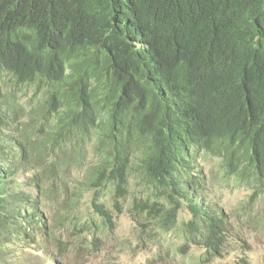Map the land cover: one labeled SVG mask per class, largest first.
<instances>
[{"label":"trees","instance_id":"1","mask_svg":"<svg viewBox=\"0 0 264 264\" xmlns=\"http://www.w3.org/2000/svg\"><path fill=\"white\" fill-rule=\"evenodd\" d=\"M9 75L48 87L37 130L0 99V248L10 255L18 226L46 248L59 227L94 246L103 229L113 239L127 195L143 227L142 216L169 227L186 206L174 234L204 260L222 252L228 217L202 202L203 152L264 192V0H0V96Z\"/></svg>","mask_w":264,"mask_h":264},{"label":"rangeland","instance_id":"2","mask_svg":"<svg viewBox=\"0 0 264 264\" xmlns=\"http://www.w3.org/2000/svg\"><path fill=\"white\" fill-rule=\"evenodd\" d=\"M45 89H48L45 84H39V87L35 84L16 86L15 80L10 75L6 76V83L3 86L6 101L4 105L7 106L10 118L12 116L13 119L20 120L23 128L37 130L33 123L34 118L42 111L39 103ZM13 102L15 106L11 107L7 104ZM7 132L15 133V126L7 127ZM219 161V158L203 152L197 162L206 177L203 204L210 203L228 217L226 231L230 244L222 252L207 260L202 259V248L193 244L185 247L183 237L174 234L191 218L186 206L180 208L177 223L169 227L164 228L160 223L153 224L156 220L142 216L141 222L149 223L148 226L143 227L139 220L133 217L130 209L132 197L127 195L122 211L120 213L113 211L116 222L113 239H109L111 231L103 229L102 233L98 232L100 233L98 245L94 246L89 243H94L93 236L85 232L84 235L78 234L68 226L65 229L59 227L52 245L45 248L43 240L35 238L37 242L33 243L30 230L29 238L23 239L21 246L12 255L7 248L5 250L0 248L2 255L0 259H3L1 262L2 264H234L238 257L245 256L250 264H264V192H253L245 183H238L233 177L225 176L221 172ZM88 169L87 164L70 178L76 180ZM31 173V170L27 173L21 172L19 180L24 183ZM134 185L138 184L135 182ZM110 196L111 194L106 197L108 207H110ZM80 199V204L87 206L90 193H82ZM246 203H249L248 209L252 214L245 210ZM255 214L259 216L255 217Z\"/></svg>","mask_w":264,"mask_h":264},{"label":"clouds","instance_id":"3","mask_svg":"<svg viewBox=\"0 0 264 264\" xmlns=\"http://www.w3.org/2000/svg\"><path fill=\"white\" fill-rule=\"evenodd\" d=\"M0 99H1L2 104L4 105V102H6V101H5V99H4V91H3L2 88H1V96H0ZM7 104H8V103H7ZM8 105H9V104H8ZM4 106H6V105H4ZM6 107H7V106H6ZM24 233H25L24 226H23V227H20V228H19V226H18V229H17V228L13 229V236L16 237V238H18L20 241L23 240V238H24ZM38 240H43V239H38ZM42 243H43V245H44V240L42 241ZM8 247H9V246H7V249H8ZM44 247H45V246H44ZM45 248H46V247H45ZM49 263H50V261H49Z\"/></svg>","mask_w":264,"mask_h":264}]
</instances>
